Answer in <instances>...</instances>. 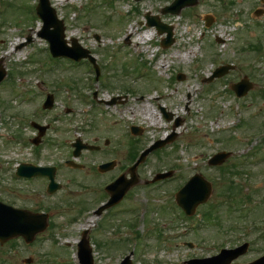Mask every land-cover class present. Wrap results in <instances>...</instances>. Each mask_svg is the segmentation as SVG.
I'll list each match as a JSON object with an SVG mask.
<instances>
[{
	"label": "rangeland",
	"instance_id": "374dc122",
	"mask_svg": "<svg viewBox=\"0 0 264 264\" xmlns=\"http://www.w3.org/2000/svg\"><path fill=\"white\" fill-rule=\"evenodd\" d=\"M49 1L68 43L75 38L88 49L101 75L93 80L87 59L73 66L49 54L39 35L38 0H0V59L7 71L0 84V201L50 213L49 227L31 246L18 238L0 244V264H25L28 257L31 264H79L83 229L89 230L94 264H119L131 253L133 264H182L252 236L264 216V1L198 0L178 15L161 13L173 0ZM147 13L173 26L170 47H161L166 34L148 26ZM207 15L213 17L209 27ZM150 29L153 37L139 42ZM185 53L187 59L180 56ZM226 63L236 68L204 81ZM179 73L185 78L177 79ZM244 75L253 87L238 97L230 86ZM47 93L54 95L51 109L42 108ZM162 108L172 116L164 117ZM150 111L167 127L151 126ZM31 121L49 127L37 146ZM130 124L142 128L134 142ZM174 132L172 142L138 165L139 182L123 200L94 215L108 198L102 186L114 176L130 177L135 152ZM77 138L100 150L74 158ZM221 151L230 154L221 165H210ZM67 159L83 168L65 165ZM112 159L117 162L110 170L94 168ZM26 162L56 165L62 188L49 194L46 178L17 177V167ZM168 171L171 177L152 181ZM196 173L212 190L186 216L174 193ZM91 216L95 221L86 225ZM262 247L255 244L243 260Z\"/></svg>",
	"mask_w": 264,
	"mask_h": 264
},
{
	"label": "water",
	"instance_id": "95a60500",
	"mask_svg": "<svg viewBox=\"0 0 264 264\" xmlns=\"http://www.w3.org/2000/svg\"><path fill=\"white\" fill-rule=\"evenodd\" d=\"M198 0H175V2L171 6H167L162 9L163 13L172 12L179 13L181 9L185 6L195 5ZM38 14L44 21V29L40 33V35L46 38L51 47V51L55 56L58 55H69L80 59L82 57H90L88 51H80L78 41L73 39L74 47L72 49L66 47L65 40V27L62 20L58 19L55 9L50 6L49 0H40L39 5L37 7ZM212 17L207 16L206 21L207 25H210L212 22ZM149 25H156L159 33L162 34L167 32V38L164 40V46L168 47L173 42V27L162 23L159 19V16H155L150 19ZM53 26L54 29L52 31L49 28ZM235 68L232 64H227L225 66L219 67L214 75L210 78L212 80L215 77L222 76L229 72L230 69ZM6 72L3 66L0 63V81L4 78ZM179 79L184 78L183 74L178 75ZM253 86V84L249 81L248 77L245 76L240 82L233 84V88L237 91L238 95L246 94L247 91ZM54 101L53 95H49L45 104V107H52ZM179 123H177L178 125ZM36 127L39 128L40 134L39 137L35 139V142L38 143L41 135H43L47 129L46 126H40L39 124L33 123ZM136 132L139 130L136 128ZM176 135H173V138ZM161 144H164L162 142ZM77 149L75 154L78 155L84 145L79 140L78 143L75 144ZM155 147H152V150ZM150 150H148L145 154H147ZM225 154L216 155L211 163H221L224 161ZM144 157L141 159V161ZM109 164L103 165V168H107ZM78 166V165H77ZM137 164L131 169L132 178L127 180L125 177H121L118 181L111 184L107 187V189L111 192L112 198L109 205H113L119 202L125 193L137 183V177L135 174V169ZM19 175L25 176H33L36 174L49 175L51 178L49 191H55L59 185H57L54 181L55 177V169L49 167H35L28 164H23L18 169ZM210 192V184L203 179L200 175H195L190 182L182 189V191L178 194V202L181 204L189 213H192L196 206L207 199L208 194ZM181 194H189L187 197H183ZM6 210H5V209ZM8 209V211H7ZM9 213L13 214L12 217H9ZM47 215L44 214H31L24 210L15 209L0 202V237L4 240H7L10 237L22 234L29 240H33L35 235L46 228L47 226ZM230 251L225 250L221 255L216 256V260L219 258L225 259V262L222 264H229L233 258H235L239 253L235 255H227ZM210 259L211 260H214ZM81 259L83 264H93V259L91 255V247L89 245V240L85 238L82 243L81 249ZM121 264H132L130 256H127Z\"/></svg>",
	"mask_w": 264,
	"mask_h": 264
},
{
	"label": "bare ground",
	"instance_id": "6f19581e",
	"mask_svg": "<svg viewBox=\"0 0 264 264\" xmlns=\"http://www.w3.org/2000/svg\"><path fill=\"white\" fill-rule=\"evenodd\" d=\"M57 1L60 2L61 0H57ZM153 33H154L153 30H151V29H150V30H147L145 34H140L138 41H139V42H142V43L147 42L150 38L153 37ZM130 34H133V32H130ZM136 44L138 45V42H137ZM177 54H178V53H177ZM177 54H176V55H177ZM180 56H181L182 58H184V59H187L189 55H188V53H185V54L180 55ZM162 62H163V61H162ZM160 65L162 66V63H160ZM146 111H147V110H146ZM148 115H149V118H150V122H152V123H151V126L158 128L159 131L167 127V125L163 124V121L160 119V117L158 116V114L156 115V114H154V113H152V112L150 111ZM147 120H148V119H147ZM218 120H220V121H225L226 119H224L223 117H221V118H218ZM93 221H95V217L91 216V217L88 219L87 224L89 225V224H91Z\"/></svg>",
	"mask_w": 264,
	"mask_h": 264
},
{
	"label": "flooded vegetation",
	"instance_id": "af4514ba",
	"mask_svg": "<svg viewBox=\"0 0 264 264\" xmlns=\"http://www.w3.org/2000/svg\"><path fill=\"white\" fill-rule=\"evenodd\" d=\"M24 208L29 209V210H31L33 212H42V211H39V209H37L36 207H32V208L24 207ZM262 221H263V229L260 230V232L259 231H255L253 236H251V241H253L254 245L255 244H257V245H261L262 244L263 245L260 255L264 254V218L262 219ZM255 234L256 235L260 234L259 239H256V237L254 236ZM238 245L239 244H234V245H229L227 247L232 248V247H236ZM249 252H250V250H248L247 254H245V255L239 257L237 260H235V262L233 264H247L248 262L257 259L260 256V255H257V256H254L252 258H247V259L243 260V258L248 256ZM240 261H243V262L239 263Z\"/></svg>",
	"mask_w": 264,
	"mask_h": 264
}]
</instances>
